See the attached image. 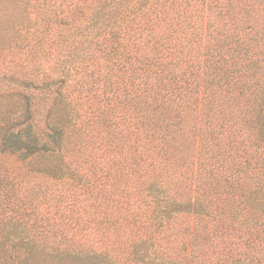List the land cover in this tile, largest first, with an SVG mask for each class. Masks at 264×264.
I'll return each instance as SVG.
<instances>
[{
	"label": "trees",
	"instance_id": "trees-1",
	"mask_svg": "<svg viewBox=\"0 0 264 264\" xmlns=\"http://www.w3.org/2000/svg\"><path fill=\"white\" fill-rule=\"evenodd\" d=\"M65 8L75 69L20 80L53 105L0 130L28 162L0 163V264H264V0ZM70 72L90 116L68 125Z\"/></svg>",
	"mask_w": 264,
	"mask_h": 264
},
{
	"label": "rangeland",
	"instance_id": "rangeland-1",
	"mask_svg": "<svg viewBox=\"0 0 264 264\" xmlns=\"http://www.w3.org/2000/svg\"><path fill=\"white\" fill-rule=\"evenodd\" d=\"M76 1L79 0H0V130L10 118L23 119L21 116L26 111L32 116L34 114L32 123L44 125L47 109L52 107V97L55 93L46 95V88L22 82L32 81L41 84L47 79L44 75L59 65L70 70L75 69L73 68L75 62L69 63L70 60L65 59L70 53L79 54L81 47L79 42L82 40L77 37L73 43L71 39L74 35H68V42L59 38L54 10L57 12L69 4L73 6ZM63 35H67L66 30L61 36ZM84 42L83 45H86ZM34 68L36 69L33 70ZM4 73L13 77L1 78ZM79 77V73L70 72L63 85L64 98L70 104L67 109L71 110L72 117L67 122L68 125L78 124L80 119L86 121L90 116L89 104L80 97L82 82L78 80ZM25 106L28 109H25ZM61 114V109L52 108V115ZM26 124L27 122L23 125ZM1 162L8 169H16L22 167V163H28H21L18 157L10 152L0 155ZM28 170L24 169V172L27 173ZM29 174L32 180L42 181L41 173L29 171ZM47 179L45 177L46 181ZM62 209L60 206L59 211ZM29 210H32L30 221L39 216L36 210ZM37 210L42 213L44 209L40 205ZM31 263L36 264L34 261Z\"/></svg>",
	"mask_w": 264,
	"mask_h": 264
}]
</instances>
